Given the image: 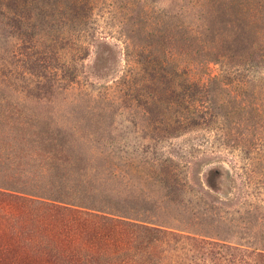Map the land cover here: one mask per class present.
I'll return each mask as SVG.
<instances>
[{
    "label": "rangeland",
    "instance_id": "1",
    "mask_svg": "<svg viewBox=\"0 0 264 264\" xmlns=\"http://www.w3.org/2000/svg\"><path fill=\"white\" fill-rule=\"evenodd\" d=\"M138 1L143 10H130L128 0L96 1L94 10L84 11L78 32L66 26L52 31L36 18L24 19L19 27L0 15V161L9 159L20 169L60 165L72 171L86 164L89 175L120 187L129 183L165 200L166 190L149 161L173 158L190 184L183 198H193L202 216L213 213L221 219L214 230L229 242L178 240L179 245L166 247L160 239L156 244L162 248L146 244L138 251L147 240L131 226L95 236L101 225L82 217L76 225L85 224L93 237L84 236L83 229L72 237L43 231L33 208H25L30 204L0 196V264H152L150 259L153 264H264V251L247 241L252 237L264 246V0ZM12 2L0 0V14L21 11V6L11 10ZM179 6L187 20L199 19L202 34L167 37L173 48L164 72L168 90L159 75L143 71L151 64L140 52H150L149 32ZM218 10L229 11L230 26L216 27L214 41H205ZM58 12L67 18L75 13ZM236 26L254 38L257 56L247 63L223 47L236 35ZM68 37L70 43L62 40ZM42 51L55 56L44 62ZM166 61L160 56V64ZM186 77L204 83L216 78L213 96L225 107L220 117L189 130L171 120L183 113L178 100ZM59 127L75 130L61 137L79 142L80 153H48L38 145L57 136L35 129ZM96 140L116 144L98 149L92 145Z\"/></svg>",
    "mask_w": 264,
    "mask_h": 264
},
{
    "label": "trees",
    "instance_id": "2",
    "mask_svg": "<svg viewBox=\"0 0 264 264\" xmlns=\"http://www.w3.org/2000/svg\"><path fill=\"white\" fill-rule=\"evenodd\" d=\"M96 1L98 0H13V8L10 6V9L15 10V8L17 9L21 6V11L16 10L17 12H12V14L1 13L0 15H5L4 20L8 21L9 24L19 27L22 26L24 19L30 21L36 18L39 25L46 26L52 31H60L65 26L74 30L80 28L81 20L85 17L84 11L94 10ZM128 1L132 5L130 10H143L144 5L141 4V1ZM172 1L179 3L182 0ZM58 10H74L75 13L69 14V18H67L62 16L63 13H59ZM181 10H183L182 6H179V10H177L175 15L166 14L165 21L159 22L148 34V41L150 40L152 43L147 46L150 52L147 49H141L142 51L140 52V56H146L149 59L148 63L151 64L150 67L143 68V71L152 76V78H157L159 75L164 79L165 87L168 90L170 89L168 88L170 87V82L164 72L167 66H171L173 57L171 51L173 48L168 46L167 37L172 35V41L174 38L177 40L180 36L178 40H181L183 35H186L189 31L194 36L202 34L199 30L201 28L198 24L199 19L197 21L196 19L187 20ZM218 11L216 16L209 20L211 24L207 30L208 34L205 35V41H214L216 27L223 29L230 26L229 11ZM78 31H81V28L77 31L74 30V32ZM234 31H236V35L225 40L223 47L233 56L245 58L246 62L244 63L248 62V57L253 60L257 56L252 53V51H255L253 50L254 38H251L247 30L242 26H236ZM65 39H68L67 43L71 42L70 37L62 40ZM40 54L44 62H48L55 56L49 57L50 52L46 51H42ZM164 55L167 59L165 66L159 63L160 56ZM168 56L170 57L168 58ZM260 59L262 60L263 56ZM250 63H253V61ZM184 74L188 73L185 72ZM216 82V78L204 83L186 77L185 81L180 84L181 93L183 94L179 96L178 104L183 108V113L181 112L183 116H175L174 119H171L178 123L179 129H194L202 125L200 123L201 120L207 121L208 118L220 117L223 114L225 107L219 105L213 96L216 91ZM175 89L173 88V90ZM171 106L173 107V103H171ZM26 129L22 131L25 132ZM35 131L41 134L50 135L51 133L57 136L52 141L38 144L44 145L48 153L54 151V149L65 151V153L81 152L79 142H72L66 137H61L69 135L72 131H75L74 129L64 127L54 130L51 128H37ZM115 144V142L111 141L96 140L92 145L98 149L105 150V148H113ZM8 157L10 156L8 155ZM152 161L154 160L151 159L149 163L158 172V179L166 190L165 200L155 199L145 190L138 191L135 185L129 183L120 187L103 181L102 178H97V176L92 174L89 175L90 169L86 164L79 166L75 171L61 168L60 165L46 167L42 165L41 168L27 167L20 169L14 166L9 159L0 161V196L15 202L30 204L31 206H26L25 208L29 207V212L33 208L43 231L50 230L72 237L80 229H83L80 232L85 233L84 236L93 237V234L87 232L85 224L76 225V218L82 217L95 220L101 225L102 229L95 232V236L106 237L107 232L111 234L114 226H131L135 230L134 232H139L142 238L147 240V243L138 244L136 247L138 251L143 250L146 244L162 248V246L156 244L161 242L160 239L164 241L163 243L166 247L179 245L178 240L207 245L217 243L209 240L229 242L221 238L218 230H214L217 228L215 222L221 219L217 220L216 215L213 213H206L202 216V214L196 212V203L193 198H189L187 201L183 198V194L188 192L186 187L190 186V184L187 182L186 175L185 178L184 175L181 176L184 172L180 171V173L178 171L182 164L176 162L173 158L157 160V163ZM131 165L135 166V163L132 162ZM145 175V179L154 178L149 174ZM215 177L218 178L217 176ZM110 179L112 178L109 177ZM27 212V210H24L25 214ZM52 221H57L58 224L54 225ZM112 236L114 237V234ZM247 241L250 245L247 246L256 249V251H264V246L258 244L257 239L251 237ZM226 244L223 243V245ZM236 244L238 246H246V244ZM163 247L166 248L165 246ZM229 247L237 248L231 245ZM116 248L118 249V246ZM72 258H69V260ZM141 261L138 260V264ZM150 261L152 264L155 263L151 259ZM74 262H76L75 258L71 263Z\"/></svg>",
    "mask_w": 264,
    "mask_h": 264
}]
</instances>
